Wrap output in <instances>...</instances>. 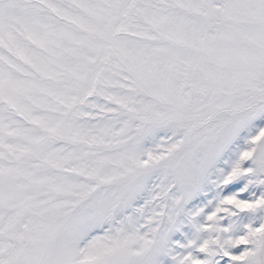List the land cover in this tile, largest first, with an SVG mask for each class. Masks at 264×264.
Here are the masks:
<instances>
[{
  "label": "snow or ice",
  "instance_id": "obj_1",
  "mask_svg": "<svg viewBox=\"0 0 264 264\" xmlns=\"http://www.w3.org/2000/svg\"><path fill=\"white\" fill-rule=\"evenodd\" d=\"M0 264H264V0H0Z\"/></svg>",
  "mask_w": 264,
  "mask_h": 264
}]
</instances>
